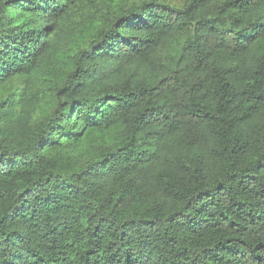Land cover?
Wrapping results in <instances>:
<instances>
[{
	"label": "trees",
	"instance_id": "1",
	"mask_svg": "<svg viewBox=\"0 0 264 264\" xmlns=\"http://www.w3.org/2000/svg\"><path fill=\"white\" fill-rule=\"evenodd\" d=\"M0 264H264V0H0Z\"/></svg>",
	"mask_w": 264,
	"mask_h": 264
},
{
	"label": "rangeland",
	"instance_id": "2",
	"mask_svg": "<svg viewBox=\"0 0 264 264\" xmlns=\"http://www.w3.org/2000/svg\"><path fill=\"white\" fill-rule=\"evenodd\" d=\"M164 1L172 5L182 6L186 0H164Z\"/></svg>",
	"mask_w": 264,
	"mask_h": 264
}]
</instances>
